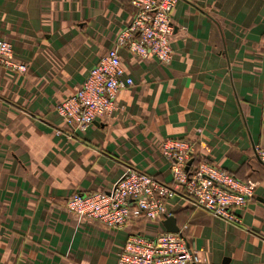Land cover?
Listing matches in <instances>:
<instances>
[{
	"label": "crops",
	"instance_id": "0c3cea01",
	"mask_svg": "<svg viewBox=\"0 0 264 264\" xmlns=\"http://www.w3.org/2000/svg\"><path fill=\"white\" fill-rule=\"evenodd\" d=\"M134 14L130 0H0V40L27 67H0V264H117L132 233L166 232L165 218L114 229L66 201L109 192L130 169L171 183L168 140L196 142L199 159L254 187L239 226L167 202L199 264H264V0H180L172 62L120 50L135 86L109 118L71 132L56 107Z\"/></svg>",
	"mask_w": 264,
	"mask_h": 264
},
{
	"label": "built area",
	"instance_id": "2783aa9c",
	"mask_svg": "<svg viewBox=\"0 0 264 264\" xmlns=\"http://www.w3.org/2000/svg\"><path fill=\"white\" fill-rule=\"evenodd\" d=\"M179 2L130 0L135 9L132 21L118 34L113 47L92 68L75 95L56 107L71 132L78 133L109 118L117 109L119 94L135 86L126 74L120 50L141 60L153 58L165 65L172 62V14ZM0 67L18 73L27 70L16 62L13 44L8 40H0ZM161 150L170 163L171 183L130 169L109 192L71 195L66 201L68 211L122 230L133 222H156L170 217L167 202L186 199L216 218L237 226L242 224L238 211L254 198L253 186L199 159L198 144L194 141L168 140ZM255 156L264 165V146L255 148ZM187 229L186 225L179 233L163 232L154 237L132 233L117 264H199L200 256L191 248Z\"/></svg>",
	"mask_w": 264,
	"mask_h": 264
},
{
	"label": "water",
	"instance_id": "95a60500",
	"mask_svg": "<svg viewBox=\"0 0 264 264\" xmlns=\"http://www.w3.org/2000/svg\"><path fill=\"white\" fill-rule=\"evenodd\" d=\"M163 224L166 228V232H170V233L180 232V228L177 225V221L174 216L166 217L165 220L163 221Z\"/></svg>",
	"mask_w": 264,
	"mask_h": 264
},
{
	"label": "trees",
	"instance_id": "16d2710c",
	"mask_svg": "<svg viewBox=\"0 0 264 264\" xmlns=\"http://www.w3.org/2000/svg\"><path fill=\"white\" fill-rule=\"evenodd\" d=\"M234 177L237 178L238 180L244 182V183H248V182H246V181H243L242 178H239L238 176H235V175H234Z\"/></svg>",
	"mask_w": 264,
	"mask_h": 264
}]
</instances>
